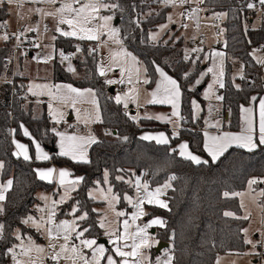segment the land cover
Returning a JSON list of instances; mask_svg holds the SVG:
<instances>
[{
	"label": "trees",
	"instance_id": "trees-1",
	"mask_svg": "<svg viewBox=\"0 0 264 264\" xmlns=\"http://www.w3.org/2000/svg\"><path fill=\"white\" fill-rule=\"evenodd\" d=\"M108 4L119 5L113 8V13L119 19L120 36L141 61L149 86L155 83L157 73L155 66H159L170 74L180 85L182 91L181 117L183 129L168 144H156L139 138V133L147 126L159 129L154 122H139L137 125L131 117L123 111L121 105L116 104L108 93L106 84L97 73V59L88 49V43L82 42L81 50L74 56L73 62L77 73L82 74L80 81L74 80L63 69L60 63L53 61V82L55 84H70L78 89L91 88L95 91L101 115L100 126L111 133L108 138L103 134L97 143L89 149V164H78L71 160L52 154V162L57 166H67L73 175L83 177V181L73 192L71 198L58 207L57 218H65L67 212L78 207L77 216L88 212L86 221H79L81 229L89 227L85 233L87 238H100L101 229L98 226V213L93 209L98 202L87 195V191L97 182L102 184L105 171L108 172V183L113 192L120 196L119 209L128 214L131 210L124 201L125 195H132L134 187L126 183L140 178L148 183L150 190L170 183L165 190L164 199L168 208L146 206L143 223L159 217L166 221V226L156 228V241L167 243L169 246L159 253L154 248L148 250L150 262L165 252L173 257L172 264H214L220 255L242 254L247 245L244 243L243 228L246 220L224 216V212L231 211L241 216V209L237 197L225 198L223 193L228 191L241 192L247 186V181L253 177L264 178V146H258L252 152L232 147L213 163L196 165L181 158L173 147L180 140L188 142L189 148L195 154L206 156L203 150L202 133L194 130L201 126V119L192 118L191 99L199 97L200 91L191 89L200 73L199 65L187 73L189 62L183 59L180 43L171 44L169 41L156 43L149 40V32L166 20L168 7H159V0H105ZM252 0H204L202 6L208 12L226 13L224 27V53L227 60H234L243 64V80H238L239 87H235L231 80V65L227 61L223 78L224 87L219 94L223 107L228 108L230 119L228 127L237 130L239 126V107L248 104L250 96L263 91L262 65L253 59L254 48L264 44V17H260L259 26L253 28L250 21V9L247 7ZM2 21V18H1ZM12 40L3 41L0 46V77L8 74L7 56L10 53ZM76 41L57 36L55 52L65 54L76 51ZM85 61L80 59L83 55ZM21 58V56H20ZM207 77L200 83L203 88ZM20 77H14L12 83L0 84V161L4 167L0 179H11L12 188L6 194L3 202L6 212L0 215V223L5 225L4 239H0V264H7L8 248L16 239L13 235L16 229L21 234H29L36 238V233L26 227L22 220L32 213L37 202L35 193L38 190L50 191L53 184L41 181L36 177L34 161H24L13 154L12 131L14 137L21 138L20 126H26L32 138L43 147H55V135L50 118L44 108L39 116H34L31 105H24L23 97L19 96L24 90ZM201 103L203 101L200 99ZM29 147L31 142L26 139ZM122 171H118L121 170ZM175 180H170L171 176ZM117 176L124 177V181L117 180ZM264 189V184H257Z\"/></svg>",
	"mask_w": 264,
	"mask_h": 264
},
{
	"label": "snow or ice",
	"instance_id": "snow-or-ice-1",
	"mask_svg": "<svg viewBox=\"0 0 264 264\" xmlns=\"http://www.w3.org/2000/svg\"><path fill=\"white\" fill-rule=\"evenodd\" d=\"M23 0H0V5L8 4L12 5L14 3L22 6ZM33 3H47L51 5H56L59 0H31ZM194 3H203L204 0H193ZM162 3L165 7L173 6L177 4L183 5L188 3V0H162ZM260 5L264 6V0H259ZM78 5V6H77ZM119 5L108 4L105 0H63L60 3L59 7H56L54 11L48 12L42 8H36L35 12L43 16H52L57 20V26L55 31L62 37H74L79 40H88V41H99L100 37L105 34L108 35L116 44H121V41L118 38L119 29L111 26V21L113 16H101L99 13L101 9L108 10L111 8H117ZM249 9L255 7L254 4L249 3L247 5ZM30 11H32L30 9ZM199 9H192L188 13L190 19L195 18L198 22L197 12ZM183 15V13H181ZM226 13L216 14V18L226 16ZM96 21H103L102 24L95 23ZM168 21L170 23H175L172 16H168ZM7 22H0V28L6 27ZM67 25V29L61 27ZM167 25L161 26V30L166 28ZM182 27L187 28L188 26L182 25ZM39 25L36 27H30L26 31H38ZM15 35V34H14ZM23 35V33H20ZM19 40V35L16 36ZM0 39L7 41L9 35L5 32ZM56 37L53 36V40ZM152 39H156V36L153 35ZM106 43V42H104ZM35 47H40L39 44L34 45ZM79 50V49H78ZM97 49L93 48L91 52H96ZM194 52L202 51V49L194 48ZM60 57L62 61L69 60L70 57L65 55L63 51L60 52ZM214 56H222V53H213ZM255 55V52H253ZM207 58V57H206ZM51 57H45L43 59L44 63H47ZM185 59H188L186 56ZM199 59V57H197ZM38 62L39 58L37 57ZM258 62L264 64V59H258ZM138 64L137 58L131 53L128 52L123 47L119 51L111 53L110 62L107 70H112V65L119 67L121 77L124 76L125 71L128 72L127 81L130 87L129 91L123 95H116L114 97L116 104H121L123 102L124 108H128V102H137L140 97L139 88L135 85L144 84L147 85L150 83L149 79L146 76L147 70L145 69V76L143 79L140 77V69L136 67ZM127 66V67H126ZM69 71H74L71 66H69ZM155 71L160 76V81L157 83L156 90L148 93L149 99L146 100V103L149 104H168L172 108V117L179 118V102L181 98V88L178 82L168 76L159 66H156ZM208 72H213V68H208ZM135 73V79L134 75ZM99 74L104 76L106 74V69L103 65L100 66ZM206 73L202 74L205 75ZM220 75H223L221 72ZM202 78V77H201ZM243 78V77H241ZM125 81L121 79L120 81L116 80H106L107 84L121 83ZM197 84L200 83L199 80L196 81ZM214 83H219L220 87H224V84L218 78L214 80ZM212 89V85H209V90ZM29 92L34 96L39 95H48L51 101L58 103L60 105H71L73 108L77 104L90 103L93 106H97L96 93L93 89H78L73 87L70 84H30L28 86ZM207 97V93H206ZM217 99H223V97H217ZM255 101V97L252 98ZM192 106L194 109H198L199 105L193 101ZM49 114L56 117L63 118V113L59 112L53 107V103H49ZM98 107V106H97ZM78 118L84 120L87 124L92 121L91 113L85 112L83 115L80 113V109H76ZM241 112L244 114L243 121L244 126L242 127L241 133L233 134L229 132H223L217 135H209L205 132V143L204 149L211 157L213 163L220 160L222 156L228 151L232 146L246 149L249 152L257 149L259 145H264V99L259 100V118H258V135L257 128L254 123L253 118V109L252 108H241ZM147 119H158L165 122H169L170 118L164 116L156 117H145ZM99 113L95 116V121H99ZM56 122L59 123V119H56ZM210 127H215L219 129V121L215 124H209ZM23 127V126H22ZM24 134L29 135L28 131L25 129ZM111 135V133H106ZM60 136L59 152L58 155L61 157H67L69 160L74 161L78 164H89L90 160L88 159L87 146L97 143V140L94 136H76V135H66L63 133H58ZM178 135V133H174ZM140 139L151 141L155 140L158 144H167L168 138L163 134L157 136L144 135ZM15 143V142H14ZM16 148L18 152L14 155L20 156L23 155L24 160H29L28 150L23 144L16 143ZM175 151V150H174ZM38 160H49L51 157L44 152L40 145H36ZM179 155L191 161L196 165L208 164V160H202L199 156L194 155L188 150V145L182 143L179 146ZM4 165L0 162V169H3ZM118 171H122L118 170ZM40 180L47 181L49 183L53 182V177L58 176L59 186L64 188L65 196H62L60 201H52V207L49 208H38V211L44 213L39 219H36L32 216H28L26 219L22 220V223L29 225L36 229L37 232L42 233L47 240V248L37 244L31 237L27 238V243H25L19 231L15 233V238L18 241H21L19 245H14L11 248H8V253L11 255L13 264H45V256L53 261V264H61V261H64V264H101L102 260H106V264H146L149 261L145 250L151 248L154 240L148 233V229L153 226H159L161 228L166 226V221L156 217L150 220L148 223L141 226H136L135 231H131L133 225L136 224V221L146 215L143 205L147 203L148 205H154L159 208L167 209L168 204L165 200L161 199V196L165 194V190L171 187L170 183H165L161 187L155 188V190H150L148 183H141L140 179L137 178L135 182V187L137 190V197L135 200L132 197L125 195L123 198L132 205L136 212L131 216V223L129 219H124L121 222L118 218L125 217L126 213L124 211H117L115 205L119 203L120 196L113 192V188L109 186L106 190L103 188H97V193L108 205V211L114 213L117 220L115 221L117 227L111 228L110 225L113 223L109 221L108 224L105 223L107 220V215L102 217L99 221V227L104 229V234L108 237L109 241L113 245L111 252L114 255H105L108 249L104 247L103 244H99L95 238H87L85 233L90 231L89 227H83L78 224V221H86L89 218L88 212H83L79 216L76 215L80 211L78 207H73L71 210V215L74 217L71 221L61 220L57 223L56 221V211L55 206L58 203L64 202L67 197V193L70 190H75L76 186L83 181V177H78L74 180H69L68 177L72 174L66 169L57 170L56 168H49L47 170H37L36 172ZM108 172L104 173V181L108 183ZM117 180L124 181V177L117 176ZM170 180H175L176 177L173 175L169 178ZM131 184V181H124ZM99 184V182H97ZM264 184V178L253 177L247 181L248 192H228L225 191L223 196L225 198L240 197V207L246 210V205L244 203L243 197L246 194H251V192L256 191L253 188V185ZM13 181L9 179L5 184H0V215L6 212V208L3 202L6 200L5 193L12 188ZM143 190V194H141ZM259 197H264V189H261L258 193ZM89 196L92 199L97 197L89 193ZM44 201H48V196L40 197ZM255 199V198H253ZM257 206L260 208L261 212L264 213V202L256 201ZM94 212L98 210L93 209ZM224 216L231 217L235 219L249 220L251 213L245 211V215L236 216L235 213L231 211L224 212ZM261 226L264 229V216L261 217ZM122 227L123 231H120ZM245 234L244 243L252 245V248L255 249L259 243L264 247V230H261V239L259 241H253L248 238L249 229H243ZM5 234V225L0 223V239H4ZM62 241V242H61ZM79 241V243H75ZM131 241V243H129ZM19 248V251H17ZM47 249H51V252H47ZM91 250V255L89 256L85 250ZM125 249H130L126 251ZM246 254H257V253H246ZM166 259L160 260L157 259L156 264H172L173 257L168 253H165ZM119 258L118 260L116 258ZM219 264V260L217 261Z\"/></svg>",
	"mask_w": 264,
	"mask_h": 264
},
{
	"label": "rangeland",
	"instance_id": "rangeland-1",
	"mask_svg": "<svg viewBox=\"0 0 264 264\" xmlns=\"http://www.w3.org/2000/svg\"><path fill=\"white\" fill-rule=\"evenodd\" d=\"M60 3H62V2H60ZM60 3H58L56 5H52V6L37 3L34 6L18 7L16 16H17V18H19L20 23L25 27V30L30 28V27H36L37 25H39V30L38 31H32L34 34V38L31 40V43H32L31 49L25 48L26 44L30 43V41H24L20 35V32H19L20 43L18 44V49H17V53H16V56H17L16 67L14 69L13 66H11V62L9 61V57H10L12 62H13V53L11 52V50L13 49V46L11 45L12 49L10 50V53L8 54L7 59H6L7 64H8V68H9V72H8V74L0 77V84L13 82L14 77H20V74H19L17 69L20 68V66H21V69H22L21 71L25 74V77H27L29 80L28 86L30 84H33V83L54 85L52 79H50L52 76V73H53V61H54V59L60 63V65L63 67V69L65 71H67L74 80L80 81L82 79V74L77 73L75 70L73 59H74V56L76 55V53H78L81 50L80 46H81L82 42L89 43L91 41L79 40L77 38L71 37L76 41L77 49L74 53L65 54V55L69 56L70 59L62 61L61 57L59 55L60 53H57V56L55 57V55H56L55 54V40L56 39L53 40V36H55L57 38V34H58L55 31V28L57 26L56 18H54L52 16H47V15L42 17L39 13L35 12L36 8H42L48 12L54 11V9L56 7L60 6ZM159 4L161 6H164L162 3V0H159ZM201 4L202 3H194L193 0H188V3H185L183 5L177 4L175 7L168 6V8H169L168 16H172L173 21H175V23H170L167 19V21L164 24L157 27V29L155 31L151 32L150 36H149V40L151 42H157L158 40L163 41L167 38V37H165L166 33L170 32V30L172 29V24H175V26L178 29L177 38H179V37L183 38V41L180 45L182 47L183 58L185 59V57L187 56L188 59H185V60L190 63L188 70H187V73H189L193 69L194 64L196 63L197 60H200L202 62V58H203L204 61L206 60L205 61L206 63H207V60H209L208 67L205 70L201 71V74L199 75V78H198V80H200L201 77H203L205 75L208 76V80L206 83L205 90L201 91V94L199 95L198 98L192 97V99H191L192 115L194 117V118L193 117L192 118L194 120H197V117L200 118L202 116V112L204 111V108H202V104L200 103L199 98L202 100H205V102H206V105H205L206 117H208L213 112L221 109V106L218 104L219 99H217V97L220 96L219 95L220 85H219V83H214V80H216L217 78L219 80L222 79L223 75H220V73L224 72V66H225L224 54L222 53L223 54L222 56H214L213 53H221V51L218 49L219 48L218 44H220V46L224 45V27H223L222 23H224L226 16L216 18V14H218V13H215V14L213 13V14H210L209 16H205L204 13L202 12L201 8H200ZM189 6H191L193 9H200L201 10V17H200V22L198 23V27H197V25L194 26V23L191 24V22H189L188 19H186L185 21L183 20L184 18H183V15H181V13H183L184 10L186 11V9ZM1 7H2V5H0V8ZM158 8H159V6H158ZM30 9L32 11H30ZM219 13H223V12H219ZM12 14L14 15V13H12ZM99 15H101V16H109V15L113 16V20L111 21V26L119 29V27L116 24V18H115L114 13H113V8L108 9V10L101 9V12L99 13ZM260 17L261 18L264 17V12L261 14L256 13V17L253 19L254 20L253 21L254 27L259 25ZM8 20H10V19L8 18ZM215 20H217V22L219 23L218 26H216V27L212 24V22H214ZM0 22H1V19H0ZM95 23L102 24L103 21H96ZM185 24L188 26L187 28L182 27V25H185ZM163 25H167V27L164 28L163 30H161V26H163ZM61 27L65 28L66 30H69V29H67V25H63ZM216 29H220V31H221V35L218 38L214 36V31ZM2 35L3 34H0V36H2ZM153 35L156 36V39H152ZM202 37H204L206 39L204 41L206 49H203L204 47L203 48L198 47L197 45H194L192 43V42H195L196 40H198ZM101 38H102L103 42H106V43L104 46L100 47V51L103 54L104 58L97 62V73H99L100 66L103 65L106 69V74L104 76L100 75V77L102 78V80L104 81L105 84H106V80L120 81L121 74H120L119 67L112 65V70H107V68H108V65L110 62L111 53L115 52V51H119L120 48L123 46L122 45L119 46L116 43H114L111 39H109L108 35L106 34V30H105V34L102 35ZM118 38L120 40V34L119 33H118ZM2 40L3 39H0V43L2 42ZM36 44H39L40 47H35L34 45H36ZM201 46H203V45H201ZM123 48L126 49L125 47H123ZM194 48L202 49V51L194 52V51H192V49H194ZM29 51H30V53L33 54L32 57L29 55ZM253 52H255V55L252 54L255 62L259 63L258 59H264V52L263 51H259V50H257V48H254ZM201 53H203V57H201V59H200ZM10 54H12V57ZM84 54L87 56L89 55L87 51H85ZM84 54L80 56V59L82 61L86 60V57L84 56ZM20 56H21V58H20ZM49 56L51 57V59H49L47 63H44L43 59L45 57H49ZM37 57L39 58L40 62H38ZM197 57H199V59H197ZM260 65H264V64L260 63ZM69 66H71V68H73L74 71L69 72V70H68ZM136 67H137V65H136ZM208 68H213L214 71L208 72L207 71ZM241 71H242V69H241ZM144 73L145 72L143 69V73H142L143 77H144ZM204 73H206V74L202 76V74H204ZM127 74H128V72L126 74H124V76H126ZM133 75H134V79H135V73H133ZM233 75L234 76L239 75L238 68H233ZM109 85H110V88L111 87L114 88V91H115V94L112 95L113 99L116 95H119L117 92L118 88L124 87V85L121 83H115V84H109ZM209 85H212L211 90H209ZM124 89L126 90L127 87H124ZM28 93L31 94V92H29V91H28ZM206 93H207V97H206ZM39 98H48L47 100L43 101L46 104L44 107V111L48 117L52 116L49 114V107H48L49 103H53V107L55 109H57L59 112H60V109H63L62 105H59L58 103L51 101L50 97L46 94L34 96V98L32 99L34 104L41 103ZM27 99H29V97H27ZM193 101H195L199 105L198 109L193 108V106H192ZM27 106L28 105H26V107ZM65 108H66V106H65ZM33 109H34V111H33L34 116H37L38 112L36 113L35 107H33ZM40 109H41V107L39 106L37 111H39ZM81 109H85V108L82 107ZM73 112H75V111H73ZM62 113H63L62 119L58 116L56 117V119H59V123L56 122V119H54L53 116L51 117V121L53 122V125H54V127H53L54 131L60 132L61 129L65 128V126H71V125L77 126L76 122L70 123V121L66 120L63 111H62ZM82 113H85V112L83 111ZM77 116H78V114H77ZM219 119L220 118H218L217 121H222V118L220 120ZM106 136L108 138L112 137V135H108V134ZM136 179L137 178H135L133 180V182L130 179L128 180V181H131V184L134 187L133 195H128V196L132 197L133 200H135L137 197V190L135 187ZM140 181H141V183H144L142 180H140ZM98 187L106 190L109 186H108V183H104V185L103 184L102 185L97 184V186H94V188L91 189L92 195L97 196V198H101V197H99V195L96 191ZM253 188L256 191L251 192V194H246L243 197L244 203L246 205V210H247V212L251 213L250 219L246 220V225L243 229H245V228L249 229V232L247 234L248 238L252 239L253 241H259L261 239V230H264V229H262V226H261V217L264 216V213L261 212L260 208L257 206L256 201L264 202V197H259L257 194L262 189L261 187H258L257 185H253ZM153 190H155V189H153ZM241 192L247 193L248 192L247 187L245 190H243ZM141 194H143V190H141ZM37 195L40 198L41 196H46L47 192L44 190H40L37 193ZM56 196H57L56 201H60L61 197L65 196L64 188L59 186V190L58 189L56 190ZM69 196H70V193L68 192L67 197L65 198L64 202L66 200H68ZM162 196H161V199L164 200V198H162ZM237 198H238L239 205H240L241 198L240 197H237ZM253 198H255V199H253ZM40 200L42 202V206L40 208H45L48 201H44L41 198H40ZM101 200H103V199H101ZM124 201H126L128 203L127 200L124 199ZM103 202H104L103 205H97L94 207V209L98 210L96 212V213H98V218H97L98 223L102 217L107 215V220L105 221V223L108 224L109 221H112L113 223L110 225V227L116 228L117 225H116L115 221L117 220V218L115 217L114 213H112L111 211H108L107 203L104 200H103ZM58 204H60V203H58ZM117 204L115 205L116 210L117 211H124V210L117 208ZM146 205H148V204L145 203V205H143L144 210H145ZM128 206L132 209L131 214L129 215V218H130V216H132V214L136 212V209L132 205H130L129 203H128ZM152 206H154V205H152ZM240 209H241V216L245 215L246 210L244 208H241V207H240ZM145 212H147V211L145 210ZM42 215H45V214L40 212V214H38V218H36V219H39ZM70 217H71L70 218V221H71L74 217L71 214H70ZM144 217H145V215L142 218L138 219L136 221L135 225L142 227L144 224L148 223V222L143 223L142 220ZM130 221H131V219H130ZM148 233L151 237H153L154 242H153L151 248H154V250H155L158 243L156 241L154 233H152L151 228L148 229ZM27 237H29V236H27ZM243 237L245 239L244 232H243ZM246 245H247L246 250L242 254L221 255L216 259L214 264H217L218 260H219V264H264V261H263L264 260V247H262L259 243L257 244L255 249H253L252 245H250V244H246ZM146 252H148V251H146ZM246 253H257V254H246ZM262 257H263V260L260 261V259ZM11 261H12V259H11ZM12 264H13V262H12Z\"/></svg>",
	"mask_w": 264,
	"mask_h": 264
},
{
	"label": "crops",
	"instance_id": "crops-1",
	"mask_svg": "<svg viewBox=\"0 0 264 264\" xmlns=\"http://www.w3.org/2000/svg\"><path fill=\"white\" fill-rule=\"evenodd\" d=\"M153 1H156V0H153ZM60 2H63V0H61V1H59L58 3H60ZM57 3V4H58ZM252 4H254L255 5V7L253 8V9H255V8H258V7H263L264 8V6H262V5H260V3H259V0H252V2H251ZM35 4H37V3H33V2H31V0H23V2H22V6H26V7H29V6H34ZM38 4H45V5H50V6H52L51 4H47V3H38ZM10 7V8H9ZM18 7H21V6H19L18 4H16V3H14V4H12V5H8V4H4V5H2V7L0 8V19L2 18V21L1 22H7V24L6 25H8L9 27H10V29L13 31V30H18V32H20V33H23V35H21V37H22V39L24 40V41H30L31 42V40L34 38V34H33V32L32 31H26L25 30V27L20 23V20H19V18H17V16H16V13H17V10H18ZM159 7L161 8V7H164V6H161L160 4H159ZM168 7V6H167ZM12 8V9H11ZM200 8H201V10H202V12L204 13V15L205 16H209L210 14H215V13H219V12H208V10H207V8H205V7H203L202 6V4H201V6H200ZM193 8L191 7V6H189L187 9H186V11L184 10L183 11V20L185 21L186 19H188V21L189 22H191V24H193L194 23V26H196L197 25V27H198V23L200 22V17H201V10L199 9V11L197 12V17H198V22H197V20L195 19V18H193V19H190L189 17H188V13L189 12H191V10H192ZM251 10V9H250ZM12 13H14V15L12 14ZM168 13H169V9H168V12H167V15H166V20H165V22L167 21V19H168ZM256 13H260L261 14V12H256ZM256 13L253 15V16H250L251 18H255L256 17ZM8 18L10 19V20H8ZM116 18V17H115ZM116 19H118V18H116ZM254 20H251L250 21V24H251V26L253 27V28H256V27H258V26H256V27H254L253 26V22ZM164 22V23H165ZM118 23H119V21L116 23L117 24V26H118ZM164 23H162V24H164ZM162 24H160V25H162ZM160 25H158L157 27H159ZM222 25H223V23H222ZM157 29V28H156ZM155 29V30H156ZM155 30H152V31H150L149 32V36H150V33L151 32H153V31H155ZM177 33H178V29H177V27L175 26V24H172V29L170 30V32H168V33H166V35H165V37H167L165 40H163L162 42L164 43V42H167V41H169L171 44H174V43H180L179 44V47L181 48V50H182V47L180 46L181 45V43H182V41H183V38L182 37H179V38H177ZM1 34V33H0ZM119 34H120V32H119ZM9 36H10V34H8ZM221 35V34H220ZM220 35L219 36H215V37H220ZM57 36H60L59 34H57ZM121 37V36H120ZM65 38H70V39H73V38H71V37H65ZM22 40V41H23ZM74 40V39H73ZM206 40V39H205ZM3 41L4 40H2V42L0 43V46L2 45V43H3ZM100 42H101V44L98 46V52L102 55V57L104 58V56H103V54L101 53V51H100V47H102V46H104L105 45V43L103 42V40H102V38L100 37V40H99ZM121 41V40H120ZM158 41H161V40H158ZM157 41V42H158ZM197 41V40H196ZM195 41V42H196ZM91 42H93V41H91ZM195 42H192L194 45H195ZM90 43V42H89ZM124 41L122 42L121 41V44H117V45H119V46H123V47H125L126 48V50L128 51V52H131L136 58H137V61H138V64H137V67L140 69V77H141V79H143L144 77H143V75H142V73H143V65H142V63H141V61H140V59L131 51V50H129L128 48H127V46H125L124 45ZM154 43H156V42H154ZM201 45H203V46H201ZM201 45H197L198 47H204L203 49H206V47H205V42H203ZM218 46H219V50L221 51V53H223L224 54V56H225V53H224V45L223 46H220V44H218ZM256 48V47H255ZM55 57L57 56V53L55 52ZM29 55L32 57L33 56V54L32 53H30V51H29ZM201 56H200V59H201V57H203V53H201L200 54ZM102 58V59H103ZM101 59V60H102ZM184 59V58H183ZM185 60V59H184ZM99 60H97V62H98ZM206 61V60H205ZM204 60H203V58H202V62L200 61V60H197L196 61V63L194 64V67H193V69L190 71V72H192L193 70H194V68L196 67V65H199V67H200V73H199V75L201 74V71L202 70H205L207 67H208V65H209V60H207V63L205 62ZM227 61L230 63V65H231V73H230V75H231V80H232V82H233V85L235 86V87H239V82H238V80H241L240 78L242 77V75H243V64L241 63V62H238V61H234V60H227V58L225 57V66H226V63H227ZM255 61V60H254ZM206 63V64H205ZM256 64H259L260 65V63H257V62H255ZM225 66H224V72H223V76H222V79H221V81L223 82V78H224V74H225ZM155 68H156V66H155ZM161 68V67H160ZM233 68H238V72H239V75H236V76H234L233 75ZM262 68H263V71H264V65H262ZM162 69V68H161ZM241 69H242V71H241ZM18 70V72H19V74H20V78H21V80H22V84H23V88H24V90H22V97H23V99H24V105L26 106V105H31L32 106V108L33 107H35V109H36V113L38 112V114H37V116H39L41 113H42V108H44L45 107V103L43 102V101H45V100H47L48 98H39L40 99V102L41 103H38V104H34V102H33V98H34V96L33 95H31V94H29L28 93V78L27 77H25V74L21 71L22 69H21V66H20V68H18L17 69ZM168 76H170L171 78H173L170 74H168L164 69H162ZM70 72V71H69ZM145 72V71H144ZM189 72V73H190ZM127 72L125 71V74H126ZM157 73V72H156ZM242 74V75H241ZM98 75H99V77H100V74L98 73ZM199 75H198V77L196 78V80L194 81V83L193 84H191V86H190V88L193 90V89H196L197 88V90H198V88L200 89V94H201V91H204L205 90V87H206V83H207V80H208V76L207 75H205V76H203L199 81H200V83L207 77V80H206V83L204 84V86H203V88L201 89V87H199V85H200V83L199 84H197L196 83V81L198 80V78H199ZM127 76H128V74L126 75V76H124V77H121V79H124V83H123V85H124V87H127V89L125 90L124 89V87H119L118 88V90H117V92H118V94L119 95H123L124 93H126V92H128V90L130 89V87H132V85H129L128 84V81H127ZM144 76H145V73H144ZM147 76V75H146ZM148 78V77H147ZM50 79H52V81H53V73H52V76H51V78ZM100 79L102 80V78L100 77ZM120 79V80H121ZM149 79V78H148ZM160 76H159V74L157 73V78H156V80H155V83L152 85V86H149L148 84L147 85H144V84H138V85H135L136 87H138L139 88V92H140V97H139V100L137 101V102H131V101H129L128 102V108H124V106H123V102L120 104L121 105V107L123 108V111L125 112V109H128V112H125L126 114H128L130 117H131V119H133L134 121H135V123L138 125L139 124V122H142V123H144V122H147V121H152V122H154V124H156V126H158V127H160L159 129H156V128H153V127H150V126H147L146 128H144L140 133H139V138L141 137V136H144V135H150V136H157V135H159V134H161V133H163L167 138H168V141H170V139L171 138H173V137H176L177 135H174V133H179V131L181 130V129H183L184 127H183V125H182V120H183V118L181 117V98H182V91H181V98H180V102H179V113H180V117L179 118H176V117H172L171 116V113H172V108H171V105H168V104H149V103H146V100L147 99H149L150 97L148 96V93H151V92H153V91H155L156 90V87H157V83L160 81ZM174 79V78H173ZM103 81V80H102ZM104 82V81H103ZM262 83H263V91H262V93L261 94H258V93H254V94H252L251 96H250V99H249V102H248V104H246V105H244V104H241L240 105V107H239V126H238V129L237 130H231V128H229L228 127V123H229V119H230V112H229V110H228V108H224L223 107V104H222V101H221V99H219L218 100V104L221 106V109H219V110H217V111H215V112H213L212 114H210L208 117H206V115H205V105H206V102H205V100H202L203 101V104L201 103V101H200V98H199V101H200V103L202 104V108H204V111L202 112V116L200 117V119H201V126H195V127H197V128H195L194 130H199L201 133H202V144H203V150H204V152H205V157L204 156H201V155H198V154H195L194 152H192L191 151V149L189 148V145H188V142L187 141H185V140H180L179 142H177L176 144H175V146L173 147V149L174 150H176V152H177V154L179 155V146L182 144V143H186L187 145H188V150L190 151V152H192L194 155H197V156H199L202 160H209V161H212L211 160V157L208 155V153L205 151V149H204V143H205V132H207L209 135H217V134H220V133H223V132H229V133H233V134H239V133H241V130H242V127L244 126V121H243V116H244V114L241 112V108L242 107H244V108H252L253 109V118H254V123H255V126H256V128H257V133H256V135H258V118H259V100L260 99H264V74L262 75ZM53 84L54 85H56L54 82H53ZM106 86L107 87H110V85L109 84H107L106 83ZM222 87H220V89H221ZM109 89H112L113 90V94H115V91H114V88H109ZM220 89H219V92H220ZM123 91L122 93L120 92V91ZM113 94H110L111 96L113 95ZM220 95V94H219ZM27 97H29V99H27ZM219 97H221V95L219 96ZM253 97H255L256 99H255V101H253ZM96 98V101H97V97H95ZM115 101V100H114ZM60 105V104H59ZM39 106L41 107V109L39 110V111H37L38 110V108H39ZM65 106H66V108H65ZM97 106H98V102H97ZM97 106H93L92 104H90V103H82V104H77L76 106H75V108H73V107H71V105H62V107H63V109H60V112H64V115H65V118H66V120H68V121H70V123H75L76 122V124H77V126H73V125H71V126H65V128H63V129H61V131L60 132H58V131H54L53 130V133H54V135H55V149H56V153H50L47 149H46V147H43V146H41L34 138H32V136H31V134H30V131H29V129L26 127V126H24V125H21L20 126V133H21V138H18V137H14V135H13V131H12V144H13V154L14 153H16V152H18V149L16 148V143H19V144H23V145H25V147L27 148V150H28V155H29V157H30V159L29 160H24L23 159V155H20V156H17V155H15L16 157H18V158H21L22 160H24V161H34V162H36L37 163V165L34 167V171H35V174H36V172H37V170H41V171H43V170H47V169H49V168H56L57 170H60V169H66L67 171H69L72 175L71 176H69L68 177V179L69 180H74V179H76V178H78V177H81V176H75V175H73V173H72V170L69 168V167H67V166H57V165H55L53 162H52V159H49V160H38V159H36V156H37V152H36V145L37 144H39L40 145V148L44 151V152H46L50 157H51V155L52 154H58V152H59V144H60V136L58 135V133H63V134H66V135H76V136H84V137H88V136H94L95 138H96V140H98L103 134H106L107 132H108V130H106V129H104V128H102L101 126H100V122H101V115H100V110H99V106L97 107ZM85 108V109H81V108ZM76 108L77 109H80V113H81V115H83L84 113H82L83 111L84 112H87V113H91V116H92V121L91 122H89V123H85L84 122V120L83 119H81V118H78V116H77V111H76ZM73 111H75V112H73ZM97 111H98V113H99V117H100V120L99 121H95V116H96V114H97ZM148 116H151V117H156V116H164V117H168V118H170V121L169 122H165V121H162V120H158V119H147V118H145V117H148ZM51 117L52 116H49V118H50V121H51ZM192 117H193V115H192ZM194 118V117H193ZM218 118H222V121H219V129H217V128H215V127H210L209 126V124H215L216 122H217V119ZM199 118L197 117V120H198ZM219 119V120H220ZM194 120V119H193ZM197 120H194V121H197ZM51 123H52V125H53V122L51 121ZM23 126V127H22ZM53 127H54V125H53ZM62 127V126H61ZM25 129L28 131V133H29V135H25L24 134V131H25ZM107 135V134H106ZM26 139H28L30 142H31V148L29 147V145H28V142L26 141ZM144 141H146V140H144ZM15 142V143H14ZM148 142H154V143H156V141L155 140H151V141H148ZM169 143V142H168ZM167 143V144H168ZM156 144H158V143H156ZM93 144H91V145H89V146H87V152H88V159H89V149H90V147L92 146ZM259 146H264V145H259ZM232 147H235V148H239V147H236L235 145L234 146H232ZM231 147V148H232ZM230 149V148H229ZM241 149H243V148H241ZM243 150H246V149H243ZM247 151V150H246ZM180 156V155H179ZM181 157V156H180ZM64 158H67V157H64ZM182 158V157H181ZM68 159V158H67ZM184 159V158H183ZM1 162V161H0ZM72 162H74V161H72ZM1 170L2 169H0V175H1ZM36 177L38 178V176H37V174H36ZM139 178V177H138ZM39 179V178H38ZM140 179V178H139ZM9 179H6V180H4V181H1V179H0V184H5L7 181H8ZM141 180V179H140ZM41 181H43V182H46V183H49V182H47V181H44V180H41ZM104 183H105V181H104V178H103V181H102V184L104 185ZM51 184H53V188L50 190V191H46L47 192V195L46 196H48L49 197V200H48V202H47V205H46V207L45 208H49V207H52V201L53 200H55L56 201V199H57V196H56V190L58 189L59 190V178H58V176H54L53 177V182L51 183ZM101 184V185H102ZM78 186L79 185H77L76 186V188H75V190L78 188ZM95 186H97V184L95 185ZM108 186H110L109 185V183H108ZM247 187V186H246ZM94 188V186L93 187H91L88 191H87V195H88V197L90 198V199H92L90 196H89V193H91V189H93ZM246 189V188H245ZM244 189V190H245ZM75 190H70L69 191V193H70V196H69V198H68V200L71 198V196H72V194H73V192L75 191ZM40 190H38L36 193H35V198H36V200H37V202L35 203V205L33 206V208H32V213L29 215V216H32V217H35V218H38V214H40V211H38V208H40L41 206H42V202H41V200H40V198L38 197V195H37V193L39 192ZM8 192V191H7ZM7 192L5 193V196H6V194H7ZM133 195V194H132ZM97 197V196H96ZM162 198H164V195L162 196ZM53 199V200H52ZM102 198H96V199H92L93 201H95V202H98L99 204L98 205H103L104 204V202H103V200H101ZM68 200H66L65 202H67ZM165 200V199H164ZM166 201V200H165ZM65 202H63V203H60V204H58V205H56L55 206V211H56V215H57V211H58V207L59 206H61L62 204H64ZM167 202V201H166ZM125 203L127 204V206H128V203L125 201ZM118 205V204H117ZM97 206V205H96ZM146 206H152V205H146ZM145 206V207H146ZM73 207H75V206H73ZM73 207L67 212V214H68V216L67 217H65V218H61V219H58L57 218V216H56V221H57V223L59 222V221H61V220H69L70 221V213H71V210L73 209ZM155 207H157V206H155ZM117 208H119L118 206H117ZM121 210H124V209H121ZM132 210V209H131ZM131 210H130V212L128 213V214H126V216L125 217H121V218H119V221L121 222V224H122V221L124 220V219H129V222L131 223V221H130V218H131V216H130V218H129V215L131 214ZM124 212H125V210H124ZM28 217V216H27ZM26 217V218H27ZM69 217V218H68ZM25 218V219H26ZM68 218V219H67ZM97 218H98V216H97ZM153 219V218H152ZM152 219H150V220H152ZM24 220V219H23ZM149 220V221H150ZM149 221H147V222H149ZM97 222H98V219H97ZM78 224H79V221H78ZM25 225V224H24ZM26 227H28V228H30V229H32L35 233H36V235H37V237L36 238H34V237H32L31 235H29V234H21V232H20V230H18V229H16L15 231H14V233H13V235H14V237H15V233L17 232V230L19 231V234L21 235V238H22V240L25 242V243H27V236H29V237H31L37 244H39V245H41V246H44V247H46L47 248V240H46V238H45V236L42 234V233H40V232H37L36 231V229L35 228H33V227H30L29 225H25ZM98 226H99V223H98ZM137 225H133V227H132V229H130L131 231H135V227H136ZM100 228V227H99ZM156 228H160L158 225L157 226H153V227H151V229L154 231V233H155V229ZM101 229V237L100 238H95V239H97V241H98V243L99 244H102V243H100L99 242V240L101 239V240H104L105 242H106V244H103L104 245V247L106 248V249H108L109 251H107L106 253H105V255H114V253H112L111 252V249H112V247H113V245L111 244V242L109 241V239H108V237L104 234V229H102V228H100ZM150 229V228H149ZM120 231L122 232L123 231V229H122V227L120 228ZM16 239V238H15ZM62 242V241H61ZM21 243V241H18V240H16L15 241V243L13 244V246L14 245H19ZM75 243H79V241H75ZM129 243H131V241H129ZM158 243V242H157ZM12 246V247H13ZM166 249V248H165ZM126 251H128V250H130V249H125ZM164 250V249H163ZM17 251H19V248H17ZM86 251V253L90 256L91 255V250H85ZM146 251H148V249H146L145 250V252ZM162 251V250H161ZM160 251V252H161ZM47 252H51V249H47ZM165 253H168L169 255H171L172 256V254L170 253V252H165ZM165 253H163L161 256H159L157 259H160V260H164V259H166V256H165ZM146 254H147V256L149 257V261L148 262H146V264H156V262H157V259L155 260V262H150L151 260H150V255H149V252H146ZM221 256V255H220ZM45 259H47V255L45 256ZM117 260L119 259L118 257L116 258ZM257 262V261H256ZM7 264H12V261H11V255L8 253V256H7ZM61 264H64V261H61ZM101 264H106V260H102L101 261Z\"/></svg>",
	"mask_w": 264,
	"mask_h": 264
},
{
	"label": "built area",
	"instance_id": "built-area-1",
	"mask_svg": "<svg viewBox=\"0 0 264 264\" xmlns=\"http://www.w3.org/2000/svg\"><path fill=\"white\" fill-rule=\"evenodd\" d=\"M59 1H61V0H59ZM256 12L263 13L264 12V8L263 7H258V8H255V9H251L249 11V15L250 16H253ZM212 24L216 27V26H218L219 23L217 22V20H215L214 22H212ZM5 32L7 34H10L9 38H11V40H12L13 49L11 48L12 49L11 52L13 53V62H12V60H11L10 57H9V61L11 62V66H13V68L15 69V67H16V61H17L16 53H17V49H18V44L20 43V41L16 38V36L19 35V32H18L17 29L12 31L8 25H6V27L0 28V33L1 34H4ZM220 34H221L220 29H216L214 31V35L215 36H219ZM120 40L123 42V38L122 37H120ZM204 41H205V38L202 37V38L198 39L195 42V45H201ZM31 44H32L31 42L30 43H27L25 48H30L31 49V47H32ZM100 44H101L100 41H93V42L88 43V49H89L90 52H91V50L93 48H96L97 49L96 52H94V53L91 52V53H93L95 55V57H96L97 60H101L103 58L102 55L98 52V46ZM124 45L126 46L127 44L124 43ZM256 48H257V50L264 52V44H260ZM10 55L12 57V54H10ZM242 77L243 78H240L241 80L244 79V76L243 75H242ZM10 83H12V82H10ZM109 88L110 87H106L107 90H109ZM120 92L122 93L123 91L121 90ZM19 96H23L22 95V92H20ZM125 112H128V109H125ZM107 133H109V132H107ZM261 260H263V257L260 259V261ZM45 264H53V261H51L50 259L47 258V259H45Z\"/></svg>",
	"mask_w": 264,
	"mask_h": 264
},
{
	"label": "water",
	"instance_id": "water-1",
	"mask_svg": "<svg viewBox=\"0 0 264 264\" xmlns=\"http://www.w3.org/2000/svg\"><path fill=\"white\" fill-rule=\"evenodd\" d=\"M119 21V19H116V23ZM198 91H200V89L198 88ZM109 94H113V90L109 89L108 90ZM50 153H56V149L54 147H47L46 148ZM152 233H154V231L152 230ZM100 243L102 244H106V242L104 240H99ZM169 245L167 243H163V242H159L157 244V247L155 248V252L159 253L161 250L167 248Z\"/></svg>",
	"mask_w": 264,
	"mask_h": 264
}]
</instances>
